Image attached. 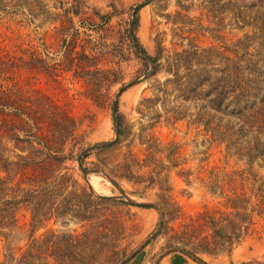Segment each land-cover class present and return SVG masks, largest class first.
I'll return each mask as SVG.
<instances>
[{
	"label": "rangeland",
	"instance_id": "obj_1",
	"mask_svg": "<svg viewBox=\"0 0 264 264\" xmlns=\"http://www.w3.org/2000/svg\"><path fill=\"white\" fill-rule=\"evenodd\" d=\"M30 1L32 16L22 8L0 17V55L33 59L6 70L2 83L36 111L51 105L61 114L52 118L65 137L55 174L113 202L88 221L45 215L31 224L21 207L16 228L0 238V264H264V162L250 164L211 143L193 125L191 103L154 88L171 79L168 55L194 45L224 52L250 34L234 14L256 0ZM133 37L160 57L157 69ZM52 121L45 134L56 129ZM103 143L111 144L94 147ZM88 148L83 174L76 159ZM11 150L0 152V167L17 161ZM44 175L0 170L12 184Z\"/></svg>",
	"mask_w": 264,
	"mask_h": 264
},
{
	"label": "trees",
	"instance_id": "obj_2",
	"mask_svg": "<svg viewBox=\"0 0 264 264\" xmlns=\"http://www.w3.org/2000/svg\"><path fill=\"white\" fill-rule=\"evenodd\" d=\"M244 7L243 11L236 9L234 15L237 24L251 29L250 34L236 40L224 52L194 45L191 50L168 55L164 67L171 79L160 84L162 89L154 88L164 97L175 93L178 99L191 103L193 125L202 128L211 143L224 146L226 153L251 164L264 162V0ZM22 8L32 16L30 0H0V17L15 15ZM133 41L136 50L157 69L160 57L151 58L135 37ZM16 55L9 51L0 55V152L12 145L11 151L20 154L15 155L17 161L9 162L7 168L0 167V170L8 175L13 169H40L45 175L23 178L15 184L0 176V238L4 240L7 238L5 232L16 228L15 216L21 207L29 212L31 224L45 215L88 221L103 210L101 206L113 202L79 189L72 176L55 174L58 171L54 166L63 159L60 155L65 137L59 129L61 124L52 118L61 117V114L51 105L36 111L34 103L21 98L13 85L2 83L8 78L3 76L4 72L16 67L17 62L26 66L32 63L33 59ZM216 60L221 61L215 64ZM174 117L175 121L179 120ZM51 121L56 129L48 135L41 129L47 128ZM70 199H82L83 206L70 203ZM246 232L247 227L242 234ZM232 238H227L228 251L233 249ZM213 246L215 249L217 243Z\"/></svg>",
	"mask_w": 264,
	"mask_h": 264
},
{
	"label": "water",
	"instance_id": "obj_3",
	"mask_svg": "<svg viewBox=\"0 0 264 264\" xmlns=\"http://www.w3.org/2000/svg\"><path fill=\"white\" fill-rule=\"evenodd\" d=\"M115 113H116V104H115L114 107H113V116H114V117H113V121L116 123ZM118 135H119V132L116 131V137H118ZM109 144H111V143L97 144V145L94 146V147H106V146H108ZM91 149H92V148H88V149L84 150V151L81 153V155H79V156L77 157V159H76L77 164H78V167H79L80 170L83 172V174H87V172L82 168L81 159H82V156L85 155L86 153H88ZM106 179H107L112 185L115 186V184L113 183L112 180H110L108 177H106Z\"/></svg>",
	"mask_w": 264,
	"mask_h": 264
},
{
	"label": "bare ground",
	"instance_id": "obj_4",
	"mask_svg": "<svg viewBox=\"0 0 264 264\" xmlns=\"http://www.w3.org/2000/svg\"><path fill=\"white\" fill-rule=\"evenodd\" d=\"M89 183H90V186L92 187V188H94V189H98V188H100V186H99V184H98V181L95 179V178H93V177H91V179L89 180ZM107 187V186H106ZM108 188V187H107ZM111 189V188H110ZM99 190H101V192H104V191H106L107 193H108V190L105 188V189H103V188H101V189H99Z\"/></svg>",
	"mask_w": 264,
	"mask_h": 264
}]
</instances>
